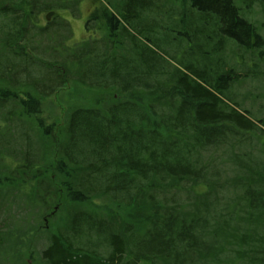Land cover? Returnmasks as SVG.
<instances>
[{"label": "trees", "instance_id": "16d2710c", "mask_svg": "<svg viewBox=\"0 0 264 264\" xmlns=\"http://www.w3.org/2000/svg\"><path fill=\"white\" fill-rule=\"evenodd\" d=\"M105 1L87 20L99 38L67 47L58 15L79 2L0 0V136L24 125L52 144L0 156L5 216L58 209L42 264H264V118L234 100L242 77L223 63L227 45L264 39L239 0ZM198 44L212 51H184ZM67 83L107 102L69 108L55 137L41 101ZM28 230H0V248L36 246Z\"/></svg>", "mask_w": 264, "mask_h": 264}, {"label": "rangeland", "instance_id": "374dc122", "mask_svg": "<svg viewBox=\"0 0 264 264\" xmlns=\"http://www.w3.org/2000/svg\"><path fill=\"white\" fill-rule=\"evenodd\" d=\"M74 1L76 3L79 2L77 5H75L76 8L74 9V15L67 11L63 12L61 15H58L60 19L63 18L69 23V27L73 34L69 40L65 42V46L67 47H73L76 44L82 43L83 41L95 40L96 38L98 39L101 35V33L96 30L97 25L94 23L92 25H88L87 20L89 13L94 9L93 7L97 8V6H99L105 0ZM108 1H110L113 6H115L118 2V0ZM242 1L243 0H239V8H241L244 17L254 25L255 29H257L258 33L264 39V8L260 7L258 2H255L251 8L246 9V7H244L242 4ZM73 8L74 7H71V11ZM47 18L49 17L47 16ZM41 19L43 22H45L44 16H41ZM153 19L154 18H152L151 21H153ZM148 20H146V22L147 24H150ZM37 24L39 26L41 25L40 22ZM90 26L94 27L95 31L93 33L89 31L87 34L85 27ZM176 32L179 33L178 30H176ZM216 43L217 48L219 49V43ZM174 47H176V45H172L167 51L172 52ZM198 47L190 49L188 45H184V51H199L202 54L201 56L209 54L210 51H212V49L209 50L207 47L201 44H198ZM235 47L236 45L234 44L227 45L224 50L225 52L223 59V63H226L227 69L233 68V71L242 77L236 85L232 86L230 94H233L232 96L234 97L235 101L242 102L243 108L250 111L253 116L258 119H263L264 48L253 52H245V50H240ZM213 61L216 62L215 57L213 58ZM88 92L90 91L87 89H81L78 87L76 88L73 86V84L67 83L61 89L57 90L53 96L41 101V118L45 120L44 122L46 125L53 124L52 132L55 137H58L59 133L61 132L60 129L65 123L67 110L69 108L74 106L83 107L95 105L102 101V103H104L106 100V97L104 95L98 94V92ZM16 126L18 125L16 124ZM17 128V133L12 132L7 137L0 136L4 137L0 138V151L2 150L3 152V154L0 152V156L4 158L6 162L12 163L11 160L16 155H19L16 156L17 159H19L20 155L23 154L22 152L27 153V158L29 160L35 161L36 157L41 156L40 154H42L43 148L45 149L52 145L48 141L47 146L45 143L41 144L35 134L31 131L30 126H26L25 129H22V131L19 126ZM53 135H50L48 138H53ZM13 164L14 163H12V166ZM43 165L44 167L48 168L50 164L47 162ZM12 206V212H9L10 214L7 213L5 216L3 205L0 203V230L6 231V227H11L14 224L23 226L24 218H27L29 226L28 232L34 233L36 229H39L42 234L39 236L40 239L37 238L40 241L36 243V246L32 245V247H27V243H23V241L16 244L11 243L9 246L5 244L3 248H0V264H42L40 263L38 252L43 248L44 240L47 234L54 232L57 228V224L59 222L53 220V217L57 214L58 209L55 208L51 213L38 215L37 217L32 218V211H30L32 214L23 215L21 206H17L16 204H12ZM15 247L18 249V254H20L18 258L17 251L15 250L12 252L13 248ZM4 249L7 250L6 252L8 255V259L6 261L2 256ZM19 258L22 261H19Z\"/></svg>", "mask_w": 264, "mask_h": 264}]
</instances>
